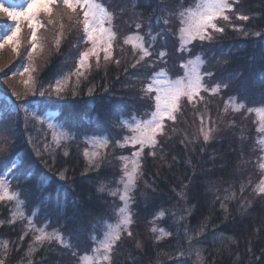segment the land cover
<instances>
[{
	"label": "trees",
	"instance_id": "1",
	"mask_svg": "<svg viewBox=\"0 0 264 264\" xmlns=\"http://www.w3.org/2000/svg\"><path fill=\"white\" fill-rule=\"evenodd\" d=\"M101 2L105 3L110 11L118 13L114 21V30L118 34L116 55L121 59V64L110 63L105 68L102 59L101 67L97 70L93 61V70L87 80H81L79 87L76 88L78 93L76 96L71 95L70 81L64 99H58L54 95L44 97L29 95L27 102L33 110L38 112L42 110L43 113L47 110H56L58 120L68 129H75L77 133L84 130L85 135L116 137L124 130L120 126L122 118L133 114L143 117L151 108V100L145 98L141 91L142 84L148 81L151 74L165 68L171 77L178 76L181 74L179 62L197 54L206 61L202 71L214 74L211 78H206L205 82L209 87L210 83H227L229 87L222 90L232 93L238 100L237 103H244L246 107L264 105V88L260 85V81L264 79V0H239L234 6L235 12L229 14L233 25H242L244 31L250 33L261 32V36H245L220 21V26L225 28L224 33H216L212 41L192 42L188 45L189 51L182 50L183 53L176 58L181 59L176 65L173 63L169 67L168 63H160L159 60L157 62L152 54L137 68L130 67L136 59L132 47L126 45L123 46V52L120 51L123 38L129 32L137 30L135 23L142 24L140 30H144L145 27L150 30L151 26V32L160 34L162 28L159 25L163 24V18H169L168 14L171 13L173 15L168 27L174 29L178 23L174 14L181 7L192 5L193 0H135V7L133 0ZM121 9L124 11L119 14ZM59 10L65 11L63 8L55 9L56 12ZM236 12L248 15L250 19L239 21L235 19ZM158 17L162 18L159 24L156 22ZM47 19L48 17L41 16L45 24ZM5 20L6 17L0 15V21ZM50 28L51 46L45 55L39 58V63L33 60L35 67L37 66L34 78L37 87L42 85L45 89L73 71L79 56L76 48L83 51V46L80 45L82 33L78 26L74 28L65 18L64 31L67 38L62 42L59 51L54 46L58 25ZM22 29L29 31L26 23ZM147 35V31H144V36ZM28 37L29 35L22 37L21 46L25 50H20L19 56L10 52L11 62L6 65L0 64L1 78L6 77L8 71L14 73L15 66L22 68L29 63L26 58ZM11 67L13 68L10 70ZM17 76V73L13 75L16 82H22L21 77ZM134 78L139 80L138 84L134 85ZM227 78L231 79V83H228ZM74 79L73 77V81ZM92 86H95V92L89 96L88 89ZM105 88L108 89L107 92L104 91ZM11 93L9 87L0 84V111H4L5 94L10 101L20 104ZM202 94L209 96L208 99L212 98L211 101L214 103L216 101L222 108L220 93L215 96ZM33 101L39 104L36 106ZM216 103L215 109L220 115ZM188 106H184L185 110ZM242 112H246V109ZM9 113L22 116L21 109L19 112L10 109L4 112L5 116ZM234 115V119L239 118V114ZM27 118L31 120L28 121L31 125L35 124L31 116ZM252 118L253 115L249 114L248 119ZM232 120L233 118L229 117L227 123ZM179 122L173 125L177 131L169 132L170 138H161L155 158L149 156L147 154L149 150L145 149L143 176L138 180L132 193L131 212L134 222L130 230L133 236L127 237L126 234L122 236L114 249L112 264H198L197 249L202 250L205 264H264V196H259L253 191L261 173L259 172V176L251 182L246 201L244 196L239 195L241 185L237 189L238 182L242 183L245 179L235 176L238 170L243 168L244 163L239 165V157L244 154L242 146L245 139L256 147L254 156L252 154V169L255 172L258 170L257 157L260 150L256 143L259 136L256 132V123L249 122V131L244 138V132L223 122L222 128L213 134L210 141L193 146L180 136L182 133L180 119ZM81 124L83 128L76 127ZM44 125L46 123L42 125V129ZM19 126L21 128H17L18 133L10 139L9 144L8 139L2 142L6 145L5 148H8L5 157L1 156L5 148L0 143L2 147L0 174L6 176L11 186L14 183L18 185L15 191L19 193L23 207L27 211L33 210L37 213L30 217L39 216L37 218L43 225L47 224L59 231L64 240L71 245L70 248H65L55 241L50 244L46 242L32 255L33 264H75L85 249L90 250L94 245L90 237L95 235L98 238L104 223L115 218L116 210H112L111 207L113 203L97 192L101 184L105 187L112 186L120 177L121 161L118 157L126 156L133 149H121L115 146L116 141L110 142L109 147L104 150L107 156L100 162V168L86 172L88 164L82 152L84 146L79 143L70 145L69 142L62 141L61 147L56 148L54 153L45 152L42 139L32 142L29 139L31 130L28 131L23 125ZM51 139L50 137L49 140ZM37 149L42 153L39 156L36 155ZM64 151L68 152L67 156L64 155ZM17 155L25 158V167L6 173L2 166L3 162L15 159L14 156ZM112 165H116L118 169L114 171ZM65 169L67 179L60 180L59 173ZM181 192L184 193L183 198L178 195ZM232 192H235L236 199L225 201L227 206L225 210L221 207V201ZM12 210V205L0 208V220L4 221V224L0 225V246L4 240L9 241V258L6 264H27L29 259L27 252L32 242L27 240V236L33 235L28 234L20 240L19 231L27 223L25 219L14 224L8 223ZM161 210L165 211V216L154 220ZM185 210L191 214L187 215ZM181 216L185 218L180 219ZM154 225L172 235L157 242L155 236L160 233L151 231ZM186 227L192 230L203 227L204 234L200 237L202 243L189 247L184 233ZM53 251L55 254L51 253Z\"/></svg>",
	"mask_w": 264,
	"mask_h": 264
},
{
	"label": "snow or ice",
	"instance_id": "2",
	"mask_svg": "<svg viewBox=\"0 0 264 264\" xmlns=\"http://www.w3.org/2000/svg\"><path fill=\"white\" fill-rule=\"evenodd\" d=\"M239 0H196L194 6L182 8L175 13L179 27L177 29L178 38L180 41V49L189 51L188 45L192 42L199 41H212L215 39V34H223L225 28L220 26L219 22L223 21L235 31L241 32L243 35L261 36V32H247L244 31L242 25H233L230 13L235 12V5ZM6 4L8 6H6ZM133 7H135V0H133ZM63 8L65 11L57 13L55 9ZM123 9L119 14L123 13ZM166 11V9H161ZM0 15L6 17L5 21H0V49L6 45L11 47L12 51L17 56L20 55L21 47V21L26 22L30 30L28 37L27 60L28 66H23V72L19 74L23 76L28 73V79L23 83L28 87V90L23 94L13 90L12 96L16 101L23 100L24 104H16L15 101H10V98L5 94L3 108L0 111V121L6 117L4 112L9 109L13 112H19L21 108L24 109L27 116H31L32 120L38 124L47 125V129L51 130V141L43 145V151L54 153L56 148H60L62 141L71 139V134L64 129L61 123H54L52 119L43 115V111L31 112L28 111L25 105L27 104V97L29 95L40 97L55 96L58 99H64V94L69 88L70 81H72L71 95L76 96V88L79 87L81 80H87L93 70V61L97 70L101 67V60L103 59L104 67L107 68L108 64L114 63L121 64V59L116 55V44L118 34L114 30V21L118 13L110 11L105 3L101 0H24L23 4H8V0H0ZM173 14L169 13V18H163V24L170 23V18ZM41 16L48 17L47 24L41 20ZM59 17L56 19L54 17ZM65 18L73 24V27H79L82 33L80 37V45L83 46V51L79 48V56L75 62V68L70 73L64 75L62 78L57 79L54 84L48 85L45 89L42 85L37 87V82L31 75L35 71L31 67L34 60V53L43 51L44 45L40 42L41 38L38 36L39 29H46L48 25L57 27L55 33L54 46L57 51L60 50L62 42L67 38L65 34ZM162 18H157V24L160 23ZM235 19L239 21H248L250 17L238 12L235 13ZM11 21L14 27L7 23ZM142 24L135 23L137 31L135 33L125 36L122 41L120 51L123 52V46L131 45L133 55L136 57L135 61L130 64L131 68H137L150 57V47L145 45L144 36L139 32ZM71 31V29H70ZM151 35V26L149 30ZM159 33H157V36ZM156 36H152L155 41ZM76 47V45H73ZM160 57L163 58L166 53L160 52ZM206 61L200 54L184 61L181 64L183 75L175 79L171 78L165 68L153 72L149 77L148 83L144 84L141 91L145 98L151 99L153 102L152 109L145 113L147 118H138L132 115L120 120V126L127 130V135H124L122 140H117L115 146L121 149L130 147L134 149L130 155H122L118 157L121 161V175L116 181L117 187L108 191L112 197L119 198L123 202L122 206L116 210L118 220L115 224L106 223V231L103 232L102 239L97 240L93 235L90 238L93 240L95 246L91 249L92 254H83L79 257L81 264H112V257L117 243L122 239L123 235L132 237L133 233L130 226L133 224V213L131 212L130 205L133 200L132 193L134 192L138 180L143 176V160L145 149H148V155L155 158L157 155L156 149L160 147V140L163 137H168L169 132H176L177 129L173 125L179 122L180 117L183 115V107L185 104L192 106L194 109L199 105H203V111H197L196 115L200 120L198 127V135L193 137V140L202 137L204 142H208L213 138V133L218 129L215 126V121L208 114V101L205 95L215 96L221 92L222 89H227L229 84L216 83L209 87L206 84V78H211L214 74L212 72H203L201 69L205 66ZM127 71V68L125 69ZM16 75V73H13ZM73 77L75 78L73 81ZM260 85L264 88V79L260 81ZM128 87V86H126ZM108 91L107 88L104 89ZM95 92V86L89 87L88 95L92 96ZM246 109V114L254 113L257 117L256 132L259 137L256 143L259 145L260 154L257 157L258 170L261 173L260 179L253 191L259 195L264 196V106L259 107H246L244 103H237L235 97H230L224 104L222 110L224 115L229 111L233 113H241ZM234 121H229L228 126H234ZM185 140H188L185 134ZM184 141H182L183 143ZM191 142V141H189ZM88 147L83 150V156L87 161L88 170L99 169L100 162L104 160L107 153L104 151L109 147V139L104 137H88L86 140ZM40 149L36 150V155H41ZM67 156L68 152L64 151ZM3 168L6 173L12 172L13 169H20L25 167V158L17 155L15 159L5 160ZM66 169L59 173L60 180H66ZM251 184V180L248 181ZM246 185H241L240 191L243 192ZM100 192L105 191V186L101 184L98 189ZM226 192L228 190H225ZM183 198L184 193H178ZM236 199L235 192L224 197L221 201V207L227 210L225 201ZM14 202V209L11 211L8 223L14 224L18 221L27 219L26 230L20 236V240L29 233H33L32 242L29 244L27 255L29 257L27 264H33L31 259L32 255L37 251V248L42 247L45 243L57 242L60 246L70 248L71 245L66 242L62 234L53 230L47 231V224L37 227L33 217H25L23 211V201L19 199V193L12 190L10 181L5 178V175H0V203ZM187 215L190 211L185 210ZM37 213H34V215ZM165 211L161 210L154 217V220L163 218ZM181 216L180 219H184ZM4 221L0 220V225ZM151 231L159 235L155 236L157 242L165 237H170L172 233L163 228H157L155 225ZM185 238L189 247L193 244L202 243L200 237L203 236L204 230L201 227L199 230H192L189 228L184 229ZM139 246V244H138ZM0 252V264H6L9 258V241L4 240ZM76 255V253H73ZM183 255V253H181ZM196 260L198 264H205V258L202 250H196Z\"/></svg>",
	"mask_w": 264,
	"mask_h": 264
},
{
	"label": "rangeland",
	"instance_id": "3",
	"mask_svg": "<svg viewBox=\"0 0 264 264\" xmlns=\"http://www.w3.org/2000/svg\"><path fill=\"white\" fill-rule=\"evenodd\" d=\"M195 2H196V0H193V3H192V5H190V6H188V7H191V6H194V4H195ZM24 3V0H8V4H17V5H19V4H23ZM6 6H8L7 4H6ZM182 8H187V7H181L178 11H180ZM57 13H62V11H57ZM4 17V16H3ZM54 18H56V19H59V17L57 16V17H54ZM24 21H21V40H23V38L22 37H25V36H27V35H29L30 36V30L29 31H26L25 29H22V26L26 23H23ZM7 23L8 24H10V25H12L13 27H14V24H13V22H11V21H7ZM23 23V24H22ZM170 24H167V25H164V24H160L159 26L162 28L160 31H161V33L157 36V34L156 33H153V32H151V35H149V30L148 29H146V27H145V29L144 30H140L139 32H140V34L142 35V36H144V31H147V33H148V35L147 36H144V40H145V45L146 46H149V45H151V47H150V52H152V54L154 55V57L153 58H155L156 59V61L158 62V60H159V62L160 63H168L169 64V67L170 66H172L173 65V63H175V65H176V63H178L181 59H178V60H176V58H178L179 56H180V54L181 53H183L182 52V50L180 49V41H179V38H178V34H177V29H178V27H179V23H177L176 25H175V28L173 29V27H171V28H169L168 26H169ZM49 26V28H47V30L46 29H39L38 30V36L41 38V40H40V42L44 45V48H43V51H39L38 50V52L37 53H34V59H35V61H37L38 63H39V58H41L42 56H44L45 55V53L47 52V49L51 46V44H52V41H50V38L52 37V30H51V28H50V26L51 25H48ZM47 26V27H48ZM114 28H115V24H114ZM137 31V30H136ZM136 31H133V32H129L126 36H128L129 34H132V33H135ZM165 32H167L166 34H165ZM152 36H156V39H155V41H153L152 40ZM130 47H131V45H129ZM22 49H24L22 46L20 47V50H22ZM52 49V48H51ZM25 50V49H24ZM116 50H117V48H116ZM165 52L166 53V55L163 57V58H161L160 57V52ZM10 52H12L13 53V51H12V49H11V47H9V46H5L3 49H0V64L1 65H6V64H8L9 62H11L10 61ZM67 52V51H66ZM75 51H73V53H74ZM72 53V54H73ZM67 54V56H69L68 55V52L66 53ZM66 56V57H67ZM190 58H192V57H190ZM66 59V58H65ZM189 58H186V59H184V60H182V61H180L179 62V64H178V66L179 67H181V64L184 62V61H186V60H188ZM66 60H68V58L66 59ZM3 61H4V63H3ZM6 61V62H5ZM64 62H67V61H64ZM29 65V63L28 64H26V66H28ZM19 66H15L14 68H16L15 70V72L17 73V75L18 76H20L21 77V79H22V82H20V83H17L16 82V80L13 78V73H11L10 71H8L7 72V76L6 77H0V84L1 85H4V86H6V87H9L10 89H11V91L13 92V90H15L16 92H19V93H21V94H23L25 91H27L28 90V87L29 86H27V85H25L24 83H23V81L24 80H26V79H28V73H25L23 76H21L19 73L20 72H23V67L21 68H18ZM31 67H34L35 68V71H33V72H31V75L35 78V72H36V68H37V66L35 67V65H34V63L31 65ZM13 67H11L10 68V70L12 69ZM167 68V67H166ZM202 70V69H201ZM14 71V70H13ZM181 74L180 75H178V76H175V77H171L170 75V77L171 78H173V79H175V78H177V77H180V76H182L183 75V69H182V67H181ZM14 72V73H15ZM18 76H17V78H18ZM148 81H149V78L147 79ZM148 81L147 82H145V84L146 83H148ZM227 81H228V83H231V79H228L227 78ZM138 82H139V80L137 79V78H134V85L135 84H138ZM210 82H212V81H210ZM47 83V82H46ZM44 84H45V82H44ZM144 84H142V86H143ZM214 84H211L210 83V87L211 86H213ZM41 86V85H40ZM39 86V87H40ZM202 95H205V94H202ZM219 97L221 98V100H222V102H221V104L222 105H220V106H222V108L221 107H219L218 106V103H216V101H215V103L217 104V108L219 109V111H220V113L222 114H220L219 115V112L215 109V103H214V101H211L212 100V98H210V99H208L209 98V96H206L205 95V98H206V100L208 101V114L212 117V119L215 121V126H216V128L219 130V129H221L222 128V123L224 122H226L227 123V120H228V118L229 117H232L233 118V120L232 121H234L235 123H234V127H236V129L237 130H241L242 132H244V138H245V136H246V132H248L249 131V122H253V123H255V121H256V119H257V117L255 116V114L254 113H252V115H253V118L252 119H248L249 118V114H246V112H241V113H237V114H239V118H237V119H234V114H236V113H229V114H227V115H224L223 114V112H222V110H223V108H224V104H225V102L230 98V97H234L233 96V94L232 93H229L227 90H225V91H223V90H221V92H220V94H219ZM151 100V99H150ZM19 102V101H18ZM35 104H36V106H37V104H39V103H37V101H33ZM236 102H238V100H236ZM20 104H24V101L23 100H20ZM152 106H153V102L151 101V108L149 109V111L152 109ZM184 106H188V104L186 105H184ZM259 106H264V105H259ZM258 106V107H259ZM25 107H27V109H30V110H28L29 112H31L32 110H33V108H31L30 107V105H29V103L27 102V104L25 105ZM185 107V108H186ZM184 108V107H183ZM185 108L183 109V115L180 117V121H181V124L182 125H180L181 127H180V133H181V135L180 136H183V138L185 139V134H187V137H188V140H185V142L186 141H191V143L193 144V146H195V145H197L198 143H201V142H203V140H202V137H199V139H197V140H193V137H195V136H197L198 135V133H197V130H198V127L200 126V120H199V118H198V116L196 115V112L197 111H203V105H199L197 108H191V107H189L188 106V109L187 110H185ZM216 110V111H215ZM148 111V112H149ZM218 113V114H217ZM13 113H9L7 116H5L6 118L3 120V121H0V143L2 144V142L3 141H5V140H7L8 139V142H7V144H9V141H10V139L11 138H14V136L18 133V131H17V128H21V126H19V125H23V127H25V128H28L27 130L29 131V130H31V137L29 138L32 142H34V141H40V139H42V142H43V144H45V143H47V142H49L50 140V135H51V130L50 129H47V126L46 125H44V129H42V125L41 124H38V123H35V124H33V125H31L28 121L30 120V119H28L26 116H25V111H24V109L23 108H21V114H22V116H19L17 113H14L13 115H12ZM43 115L44 116H46V117H48L49 119H52V121L54 122V123H61L62 124V122L60 121V120H58V112L56 111V110H47V111H45L44 113H43ZM133 115H135V114H133ZM189 117H188V116ZM132 116V115H131ZM136 116V115H135ZM130 117V116H129ZM136 117H138V116H136ZM138 118H147L146 117V115L145 116H143V117H138ZM31 121V120H30ZM229 122V121H228ZM180 123V122H179ZM228 124V123H227ZM178 126H179V124H178ZM5 127V128H4ZM76 127H78V128H83V125L81 124L80 126H76ZM233 127V128H234ZM181 128H182V131H181ZM232 128V129H233ZM64 129H66L70 134H71V139H69V140H67V141H64V142H66V143H70V145H73L74 143H79L81 146H84L83 148H82V152H83V150L85 149V147H88V144L86 143V140H87V138L88 137H92V136H96V137H104V136H106L108 139H109V141L110 142H114V141H117V140H122V138H123V136L124 135H127L128 133H127V130L126 129H124V130H122L120 133L122 134H118L116 137L115 136H112V135H101V136H99V135H85L83 132H84V130H82V131H80L79 133H77V131L75 130V129H68L67 127H65L64 126ZM218 130L217 131H215L213 134H216L217 132H218ZM235 130V129H234ZM244 130V131H243ZM179 132V131H178ZM241 132V133H242ZM235 133V132H234ZM241 133H239V134H241ZM47 134H49V136L47 135ZM242 135V134H241ZM79 137H82V138H79ZM259 137V136H258ZM85 144H84V143ZM110 144V143H109ZM2 145H4V143L2 144ZM5 146L6 145H4L3 146V148H5ZM8 146V145H7ZM190 147V149L192 148V146H189ZM258 147H259V145H258ZM128 148H130V147H128ZM256 147L253 145V144H250V143H248L247 141H246V139H245V144H243V146H242V150L244 151V154L242 155V156H240L239 157V159H240V161H239V165L241 166L242 165V163H244L243 164V168L241 169V170H238V172L235 174V176L236 177H242L243 179H245V181H242V183L241 182H238V185H237V189L239 188L238 186H240V185H246V187H245V189H244V191L243 192H241L240 191V188H241V186H240V188H239V195H240V197L241 196H244L245 197V201L246 200H248L247 199V197H246V195L249 193V186L252 184H249L248 183V181L249 180H251V182H253V180H254V178H257V176H259V171L257 170L256 172L252 169V154L254 153V149H255ZM2 149V147H0V150ZM8 149V148H7ZM6 148H5V152L4 151H2L1 153H3V154H1V156L3 155V157H5L6 156V154H7V152H6V150H7ZM134 150V149H133ZM260 150V149H259ZM131 153H129V154H127V155H130ZM255 154V153H254ZM254 154H253V156H254ZM126 155V156H127ZM2 157V158H3ZM2 158H1V160H2ZM14 158H16V156H14ZM257 163H258V161H257ZM112 168H113V170L115 171V170H117L118 168H117V166L115 165H112L111 166ZM0 175H4V174H0ZM5 178H6V176H5ZM7 179V178H6ZM118 179H119V177H118ZM117 179V180H118ZM117 180H115V182H114V184L112 185V186H106L105 187V191L104 192H100V191H98L97 193H99L100 195H104L105 197H106V199L107 198H109V201H110V203H113L112 205H111V207H112V210L114 209V210H117L119 207H121L122 206V204H123V202L122 201H120L119 200V198H118V196L117 197H115V198H113V197H111V195H109L108 194V191L109 190H111V189H114V188H116L117 187V184H116V181ZM239 181V180H238ZM18 183V182H17ZM18 187V185H15V183L13 184V186H11V188H12V190H14L15 191V189ZM236 191V190H235ZM20 199V198H19ZM21 200V199H20ZM9 205H12L13 206V209H14V206H15V204H14V202H9V203H0V208H3L4 209V207H6V206H9ZM130 209L132 210V207H131V205H130ZM110 210H111V208H110ZM23 211H24V213H25V217H30V216H32L33 214H34V212H33V210H28L27 211V209H25L24 207H23ZM116 213V212H115ZM37 217H39V216H37ZM35 218L34 216H33V219H34V222H35V224H36V226L37 227H40V226H43V224H42V222L40 221V219L39 218ZM117 220H118V217H117V215L115 216V218L111 221V222H107V223H111V224H115L116 222H117ZM25 221H26V223H27V219L25 218ZM99 223V220L97 221V224ZM103 224V223H102ZM105 225H106V223H104V227H103V229H102V232L100 233V236L97 238V240H99V239H102V236H103V232L104 231H106L107 229H106V227H105ZM26 226H27V224H26ZM26 226L24 227V228H21L22 230L21 231H19V235L21 236V235H23L24 234V232H25V230H26ZM46 230L47 231H49V232H51V231H53V230H55V229H53V228H50L48 225H47V228H46ZM29 235H33V233H29ZM32 239H33V236H27V240H31L32 241ZM70 240V239H69ZM95 246V244L93 245V246H91V249L93 248ZM91 249L90 250H88L87 248L85 249V251H84V253L83 254H92L91 253ZM51 253H54V251L53 252H51ZM55 254V253H54ZM82 254V255H83ZM75 264H81V262H80V259H79V261L78 262H76Z\"/></svg>",
	"mask_w": 264,
	"mask_h": 264
}]
</instances>
